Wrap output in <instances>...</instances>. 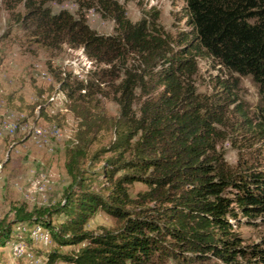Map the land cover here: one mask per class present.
<instances>
[{"label": "trees", "instance_id": "16d2710c", "mask_svg": "<svg viewBox=\"0 0 264 264\" xmlns=\"http://www.w3.org/2000/svg\"><path fill=\"white\" fill-rule=\"evenodd\" d=\"M49 1L65 0H23L21 22L43 44L81 45L92 61L106 64L96 76L111 78L119 112L105 119L112 137L90 157L99 125L85 121L66 147L71 180L62 198L31 209L13 203L0 217V245L14 224L39 222L56 246L79 244L49 252L51 260L70 264H264V241L243 243L228 217L264 216V170L247 161L229 164L217 148L238 81L217 79L222 87L211 92L196 84L199 54L229 72L252 75L264 120V0H184L189 28L175 33L154 8L131 20L120 0H73L75 12L53 11ZM90 7L114 21L112 32L89 25ZM93 83L78 88L85 92ZM70 85L62 80V87ZM97 175L107 181L104 191L87 183ZM134 181L145 188L131 192ZM97 210L119 219V226L85 229Z\"/></svg>", "mask_w": 264, "mask_h": 264}, {"label": "rangeland", "instance_id": "374dc122", "mask_svg": "<svg viewBox=\"0 0 264 264\" xmlns=\"http://www.w3.org/2000/svg\"><path fill=\"white\" fill-rule=\"evenodd\" d=\"M120 2L131 20L139 19L143 9L154 8L159 11L158 21L165 29L175 33L189 28L185 21L184 0ZM48 4L53 11L63 7L72 12L77 9L73 0L49 1ZM24 10L23 0H0V217L15 202L31 209L60 200L64 187L71 180L65 165L66 147L75 142L81 126L87 125L85 121L98 124L91 134L90 157L112 137V129L105 119L112 120L119 112L111 78L103 81L96 76L99 67L106 64L100 66L92 61L81 45L61 42L48 46L38 41L32 27H25L21 22ZM85 17L89 25L100 33L113 31L114 21L103 17L94 7L85 10ZM197 60L198 90L211 92L220 89L222 86L216 82L217 79L238 81L236 99L225 113L224 137L219 140L217 148L224 152L229 164L247 161V165L264 170L260 84L250 74L229 72L210 55L199 54ZM64 79L71 84L68 89L62 87ZM89 79L94 83L87 91L78 88L80 82ZM61 93L65 97L60 96ZM34 129L41 133H35ZM109 154L107 151L103 157ZM106 182L101 175L87 179L91 188L103 191ZM141 188H145V184L140 181L129 185L133 193ZM228 217L243 243L264 241V216L246 218L239 212L236 217ZM59 221L53 216V224ZM35 223L39 222L13 225L11 236L0 245V264H70L58 257L51 260L49 252L53 249L64 252L77 248L79 244L56 246L49 235L45 236L44 242H35L29 235V228ZM119 224L116 217L97 210L83 227L101 231L103 228L115 229ZM47 228L45 230L49 232ZM13 239L25 242L26 251L13 250Z\"/></svg>", "mask_w": 264, "mask_h": 264}, {"label": "bare ground", "instance_id": "6f19581e", "mask_svg": "<svg viewBox=\"0 0 264 264\" xmlns=\"http://www.w3.org/2000/svg\"><path fill=\"white\" fill-rule=\"evenodd\" d=\"M60 96H63V97H65V95L63 94V93H61L60 94ZM34 132H35V129L33 130ZM38 134H40L41 133V131L40 130H37L36 131ZM35 132V133H36ZM28 227H30V226H28ZM28 229V228H27ZM26 229V230H27ZM30 233H29V235H30V237H31V239L32 240H34L35 242H42L43 241V239L45 238V236L46 235H49L48 234V232L41 226V225H39V224H34V225H32L30 228ZM26 238V237H25ZM20 239V238H19ZM33 241V242H34ZM44 242V241H43ZM25 246H27L26 245V243L25 242H23L22 240H17L16 242H15V250H19L20 252H25L26 251V247ZM18 251V252H19ZM23 254V253H22ZM35 259L37 260V258L35 257ZM38 261V260H37ZM43 261V260H42ZM45 262V261H44Z\"/></svg>", "mask_w": 264, "mask_h": 264}, {"label": "built area", "instance_id": "2783aa9c", "mask_svg": "<svg viewBox=\"0 0 264 264\" xmlns=\"http://www.w3.org/2000/svg\"><path fill=\"white\" fill-rule=\"evenodd\" d=\"M44 240V239H43ZM11 243V242H10ZM12 245H11V247H12V249L13 250H15V240L13 239V241H12V243H11ZM15 252V251H14ZM36 260V259H35ZM37 261V260H36Z\"/></svg>", "mask_w": 264, "mask_h": 264}]
</instances>
